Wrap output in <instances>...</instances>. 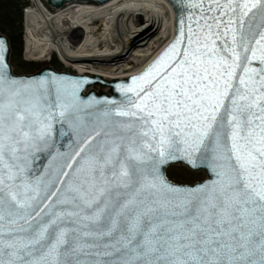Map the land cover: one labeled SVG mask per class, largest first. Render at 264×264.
Instances as JSON below:
<instances>
[{
	"label": "snow or ice",
	"instance_id": "1",
	"mask_svg": "<svg viewBox=\"0 0 264 264\" xmlns=\"http://www.w3.org/2000/svg\"><path fill=\"white\" fill-rule=\"evenodd\" d=\"M191 2L187 34L102 118L13 78L0 40V264H264V0ZM54 123L77 139L37 179ZM177 158L214 179L170 184Z\"/></svg>",
	"mask_w": 264,
	"mask_h": 264
},
{
	"label": "bare ground",
	"instance_id": "2",
	"mask_svg": "<svg viewBox=\"0 0 264 264\" xmlns=\"http://www.w3.org/2000/svg\"><path fill=\"white\" fill-rule=\"evenodd\" d=\"M27 54L50 61L54 52L77 75L123 79L142 71L171 40L175 14L168 0H75L61 8L32 0ZM108 93L109 87L100 88Z\"/></svg>",
	"mask_w": 264,
	"mask_h": 264
},
{
	"label": "water",
	"instance_id": "3",
	"mask_svg": "<svg viewBox=\"0 0 264 264\" xmlns=\"http://www.w3.org/2000/svg\"><path fill=\"white\" fill-rule=\"evenodd\" d=\"M75 0H46L48 5L55 8H61L66 3ZM82 1H95L104 3L108 0H82ZM173 6L175 14V32L171 40L164 46V48L156 55L152 61L139 73L130 75L123 79L105 80L100 75H77L69 72H58L50 66H45L38 72L31 75H15L13 73L12 65L10 63V56L12 52L10 39L0 34V40L4 42V63L8 66L6 69L9 74L16 79L21 80H46L55 81L57 84L62 85L66 94H71L75 90L77 102L84 112H90L95 116L102 118L103 112L107 109H115L117 106L128 103V101L134 98V94L131 92H125V89L132 88L134 85L132 81L135 78L143 75L150 67H152L156 61L162 56V54L177 40L180 39V33L187 34V28L190 24H194L195 19L198 18V12L194 7L191 0H168ZM183 47V45H181ZM98 85L100 88L104 86L109 87L108 93L96 91L92 89L93 86ZM55 91V88H54ZM54 129L58 130L57 134L54 131L52 140L48 145L37 148L33 151L31 158L27 162L28 169L31 171L34 178H40L46 176L47 173L53 168L64 163V160L68 153L73 150L74 141L77 137L72 127L68 124L54 123ZM51 153V155L49 154ZM183 165L188 167L191 171L199 172L204 171L206 173V179L202 182H197L192 185H182L171 181L166 173L169 166ZM164 178L170 183L182 188H193L197 185H203L210 183L214 179V174L210 170V167L198 165L193 167L183 158H177L168 161L161 168Z\"/></svg>",
	"mask_w": 264,
	"mask_h": 264
},
{
	"label": "rangeland",
	"instance_id": "4",
	"mask_svg": "<svg viewBox=\"0 0 264 264\" xmlns=\"http://www.w3.org/2000/svg\"><path fill=\"white\" fill-rule=\"evenodd\" d=\"M32 0H0V34L10 39L12 48L10 63L15 75H31L45 66H50L58 72L75 73L74 69L67 67L57 53L48 57L50 61L39 60L27 54L26 51V22ZM92 89L99 91L95 85ZM168 178L182 185H192L206 179L204 171H191L183 165L169 166L166 170Z\"/></svg>",
	"mask_w": 264,
	"mask_h": 264
}]
</instances>
